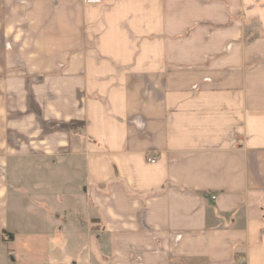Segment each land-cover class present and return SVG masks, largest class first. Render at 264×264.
<instances>
[{
  "label": "crops",
  "instance_id": "1",
  "mask_svg": "<svg viewBox=\"0 0 264 264\" xmlns=\"http://www.w3.org/2000/svg\"><path fill=\"white\" fill-rule=\"evenodd\" d=\"M27 237L264 264V0H0V239Z\"/></svg>",
  "mask_w": 264,
  "mask_h": 264
},
{
  "label": "rangeland",
  "instance_id": "2",
  "mask_svg": "<svg viewBox=\"0 0 264 264\" xmlns=\"http://www.w3.org/2000/svg\"><path fill=\"white\" fill-rule=\"evenodd\" d=\"M73 179L74 182L70 187L77 185V180H80V176H73ZM63 241H65V252L61 259L64 262L68 261L66 264H72L76 259L75 253L72 254L74 249L71 247L73 244H69V240L65 238ZM43 248L59 250L61 249V243L57 239H41L39 237L18 238L11 243L0 239V264H51L50 259L53 256L42 255L40 252Z\"/></svg>",
  "mask_w": 264,
  "mask_h": 264
},
{
  "label": "built area",
  "instance_id": "3",
  "mask_svg": "<svg viewBox=\"0 0 264 264\" xmlns=\"http://www.w3.org/2000/svg\"><path fill=\"white\" fill-rule=\"evenodd\" d=\"M89 2H97V1H99V0H88ZM151 163H154L155 162V159H151V160H149Z\"/></svg>",
  "mask_w": 264,
  "mask_h": 264
},
{
  "label": "trees",
  "instance_id": "4",
  "mask_svg": "<svg viewBox=\"0 0 264 264\" xmlns=\"http://www.w3.org/2000/svg\"><path fill=\"white\" fill-rule=\"evenodd\" d=\"M76 126H80V124L77 123V122L72 123V127H73V128H75Z\"/></svg>",
  "mask_w": 264,
  "mask_h": 264
}]
</instances>
